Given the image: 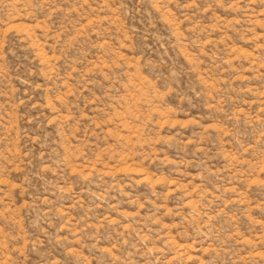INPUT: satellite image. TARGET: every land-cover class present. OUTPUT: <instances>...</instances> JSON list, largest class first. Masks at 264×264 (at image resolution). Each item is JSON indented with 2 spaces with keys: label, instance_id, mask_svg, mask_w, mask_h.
I'll return each instance as SVG.
<instances>
[{
  "label": "rangeland",
  "instance_id": "obj_1",
  "mask_svg": "<svg viewBox=\"0 0 264 264\" xmlns=\"http://www.w3.org/2000/svg\"><path fill=\"white\" fill-rule=\"evenodd\" d=\"M0 264H264V0H0Z\"/></svg>",
  "mask_w": 264,
  "mask_h": 264
}]
</instances>
